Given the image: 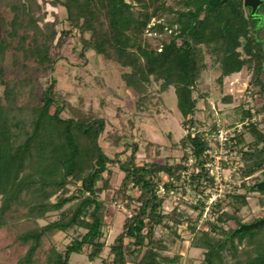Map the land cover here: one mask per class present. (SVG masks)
Instances as JSON below:
<instances>
[{"label": "trees", "instance_id": "obj_1", "mask_svg": "<svg viewBox=\"0 0 264 264\" xmlns=\"http://www.w3.org/2000/svg\"><path fill=\"white\" fill-rule=\"evenodd\" d=\"M47 1L64 10L61 26L56 17L46 19L47 12L39 0H0V7L10 13L7 21L0 18L4 31L0 38V228L8 223L7 218L20 216L25 221L16 238L28 247L16 264H38L42 238L73 227L85 231L63 250L50 246L45 264H70V255L81 253L84 247L88 248L89 260L101 256L106 246L103 228L108 198L100 195L111 188V164H117L123 173L111 199L125 202L130 215L125 216L109 245L110 264H178L180 254L164 253L170 248L156 229L163 227L181 238L177 230L186 223L185 229L194 233L210 196L205 189L213 184V176L205 167L209 144L195 127V87L207 68L208 57L220 70L219 82L243 67L250 69L249 84L264 99V19L258 22L248 17L243 0H178L179 9L166 6V0ZM161 11L174 14L175 27L170 39L157 50L143 34ZM258 13L264 18V4ZM75 37L81 58L93 50L126 69L121 79L135 92L136 109H148L157 103L156 93L174 88L186 129L177 141L182 150L178 162H139L140 146L133 141L125 144L129 154L124 159L117 155L110 158L99 139L104 135L120 144L118 131L107 129L105 118L95 111L58 97L55 65L62 58L61 46ZM8 51H12L14 65L22 59L26 66L32 60L47 75L45 87L38 86L32 76L8 78ZM152 83L158 85L157 90L152 89ZM251 116L248 108L240 120ZM244 128L230 145L240 153L241 182L226 192L225 198L210 204L206 227L189 242L191 247L204 250L201 264H264V225L232 233L243 223L240 211L248 204L247 193L252 190L246 180H259L257 173L264 169V126L250 122ZM246 134L251 141H245ZM151 146L154 143H146L145 157ZM190 166L194 167L191 172ZM184 183L195 196L201 195L190 204L199 211L196 217L179 209L178 204L169 212L163 210L171 190L185 193ZM160 185L165 190L162 195ZM240 188L244 191H238ZM51 211H56L57 217L38 224ZM229 223L234 227H227Z\"/></svg>", "mask_w": 264, "mask_h": 264}, {"label": "rangeland", "instance_id": "obj_2", "mask_svg": "<svg viewBox=\"0 0 264 264\" xmlns=\"http://www.w3.org/2000/svg\"><path fill=\"white\" fill-rule=\"evenodd\" d=\"M39 2L42 9L47 12L46 19L52 20L56 17L59 20L58 27L61 26L60 21L64 18V10L60 6H52L47 0H39ZM132 3L136 10L139 9L136 3ZM165 5L172 9L181 8L178 0H166ZM9 17V11L0 7V18L7 21ZM173 19L174 14L171 11L159 12L151 19L148 28L145 30L144 40L152 48L160 50L162 43L170 39L171 31L175 27ZM158 24L162 25L161 29L156 26ZM3 36L4 31L0 23V38ZM60 54L62 58L57 61L53 73L57 80L58 97L69 103L81 105L85 109L95 111L105 118L107 129L118 131L122 136L120 144H114L110 138L104 135L99 139L104 152L110 158L117 155L119 158L124 159L129 154L124 146L133 141L140 146L137 153V161L139 162L148 160L158 163L165 161L176 163L180 160L182 150L177 146V141L185 135L186 129L181 123L182 116L177 108L173 87H169L161 93H156L159 97L156 104L149 105L146 110H138L135 107V92L127 87L121 79V72L126 70L125 68L106 60L101 55H96L93 50L86 51L85 58H81L77 37L68 39L61 46ZM206 62L207 68L202 72L194 92V96L197 98V109L194 114L195 127L198 132L203 134L204 138L210 139L212 154L207 152V155L217 175L212 186H207L205 193H210L209 197L212 196L217 199L221 197L223 199L226 197V192H229L234 185H239L241 182L238 168L242 166V160L240 153L230 149L233 142L229 146L221 148L220 142L214 134L217 129L228 131L236 127L241 123L242 112L248 108L251 109V118L253 117L254 123L262 128L264 126V99L249 84L251 72L247 67L226 76L222 82H219V68L208 57H206ZM23 63L24 61L21 59L17 65H14L12 51H8L5 59L7 77L32 76L36 79L38 86L45 87L47 75L38 69L32 60L26 62V66ZM151 87L155 90L158 89V85L155 83H152ZM1 93L2 87L0 86ZM258 108H262V110L255 111ZM65 115L66 113H63V116ZM246 119L247 117L244 121ZM252 120H249V122L252 123ZM213 124L215 127L212 128ZM244 129V126H242V131ZM251 140L252 137L246 134L245 141ZM147 142H152L155 146H151L147 150L148 157H145ZM220 158L221 160H218ZM224 162L227 163L224 164ZM193 169L194 167L190 166L189 172ZM260 173H257L259 180L261 179ZM104 175L107 176L106 173ZM122 177L123 173L117 164L109 165L111 188L106 189L100 195L101 198L105 196L108 198L107 211L104 217L105 226L103 228V239L106 243L104 251L99 258L89 260L86 255L88 248L84 247L81 253L70 255V264H110L112 256L109 253V245L120 232L122 222L130 212L121 199H111L114 196L113 188L119 186ZM259 180L250 178L246 180V184L251 185ZM184 190V194H181L180 190H178V193L168 194L163 204L164 212H169L178 204L179 209L184 210L187 214L193 217L198 215L199 211L194 210L190 204H194L201 195L197 194L195 196L186 183H184ZM238 191L244 190L240 188ZM247 196L248 204L240 211L243 223L252 222L264 216V193L252 189L247 193ZM68 205L66 204L64 207ZM209 207L208 198L206 207L201 213L200 222L192 234L185 229L186 223L182 224L177 230L181 238L174 237L163 227H157L156 234L162 236L170 248L164 253L168 255L179 253L180 260L178 264L202 263L204 250L191 247L189 242L200 228L206 227L204 221L210 218L211 214ZM56 217L57 212L51 211L45 219H39L38 224H45ZM7 222L6 225L0 228V264H16L28 247L16 238L19 231L25 228V221L20 216H16L14 219L7 218ZM227 227H234V224L229 223ZM84 231L82 228L73 227L65 232L55 230L44 236L36 255L38 264H45L46 252L50 246L63 250L72 238L80 236Z\"/></svg>", "mask_w": 264, "mask_h": 264}, {"label": "water", "instance_id": "obj_3", "mask_svg": "<svg viewBox=\"0 0 264 264\" xmlns=\"http://www.w3.org/2000/svg\"><path fill=\"white\" fill-rule=\"evenodd\" d=\"M264 4V0H243V6L247 9L248 17L258 18L259 21H263V15L258 13V8ZM261 179L250 186V189H256L258 191L264 192V169L260 173ZM264 225V216L256 219L252 222H246L240 224L234 229L232 233H241L243 231L252 230L259 226Z\"/></svg>", "mask_w": 264, "mask_h": 264}, {"label": "built area", "instance_id": "obj_4", "mask_svg": "<svg viewBox=\"0 0 264 264\" xmlns=\"http://www.w3.org/2000/svg\"><path fill=\"white\" fill-rule=\"evenodd\" d=\"M253 118V117H252ZM252 118H248L246 119V121H241V123H239L236 127H234L232 130H228V131H223V130H219L217 129L216 132H215V136H217V140L220 142V146L221 148H224V147H227L229 146L232 142H234V139H235V136L242 131V126L244 125H247L249 124V120H252ZM253 121V120H252ZM254 122V121H253ZM218 131V133H217ZM206 140L209 144V148L206 150V153L209 152L210 154L211 153V144L209 143L210 142V139L206 137ZM226 150V149H224ZM208 154V153H207ZM218 160H221L218 159ZM222 163V162H220ZM227 163V162H224V164ZM212 164L210 163V160L208 159V161L205 163V167L209 170V173L213 176V181H215V178H217V175L215 174L214 172V168L211 166ZM214 183V182H213ZM164 187L162 185L159 186V193L162 195L164 194ZM170 193H174V191H170ZM225 197V196H224ZM219 199H221V197H219ZM217 200L216 197H209V203L212 204L214 203L215 201ZM130 215V213L128 214Z\"/></svg>", "mask_w": 264, "mask_h": 264}, {"label": "flooded vegetation", "instance_id": "obj_5", "mask_svg": "<svg viewBox=\"0 0 264 264\" xmlns=\"http://www.w3.org/2000/svg\"><path fill=\"white\" fill-rule=\"evenodd\" d=\"M257 20H258V22H259V19L258 18H256Z\"/></svg>", "mask_w": 264, "mask_h": 264}]
</instances>
